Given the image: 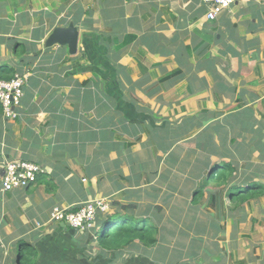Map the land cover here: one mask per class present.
Masks as SVG:
<instances>
[{
	"label": "crops",
	"instance_id": "obj_1",
	"mask_svg": "<svg viewBox=\"0 0 264 264\" xmlns=\"http://www.w3.org/2000/svg\"><path fill=\"white\" fill-rule=\"evenodd\" d=\"M205 13L202 0H0V67L26 75L18 117L0 108V174L11 159L44 168L29 187L0 192L3 264L19 240L36 245V264H232L237 231L264 234L263 205L252 214L226 198L203 235L185 223L200 220L184 181L197 186L210 155L184 145L205 129L219 157L264 184V0ZM70 22L75 54L44 47ZM100 197L109 212L132 204L157 222V241L104 250L96 224L79 234L48 222L54 206ZM92 241L100 255L89 256ZM253 243L249 261L264 264V238Z\"/></svg>",
	"mask_w": 264,
	"mask_h": 264
},
{
	"label": "trees",
	"instance_id": "obj_2",
	"mask_svg": "<svg viewBox=\"0 0 264 264\" xmlns=\"http://www.w3.org/2000/svg\"><path fill=\"white\" fill-rule=\"evenodd\" d=\"M70 2L73 0H63ZM14 70L7 66L0 67V80H9L14 76ZM207 129L195 136L193 146L189 152L202 151L210 156H216L218 160L208 163L205 175L201 182L193 189L191 205L193 207H208L220 209L224 206L223 198L229 200L233 207L258 198L264 191V184L253 180V177L238 174L233 162H226L218 156L220 146L213 140L208 139ZM189 143V142H188ZM214 184V188H210ZM136 207L132 204H117L113 212H107L98 217L96 227L92 231L99 245L104 250L117 251L126 246L132 245L135 241L145 246L153 245L157 241V222L142 219L135 214ZM18 258L16 264H36V257L39 253L35 244L26 240H19ZM57 264H73L62 262Z\"/></svg>",
	"mask_w": 264,
	"mask_h": 264
},
{
	"label": "built area",
	"instance_id": "obj_3",
	"mask_svg": "<svg viewBox=\"0 0 264 264\" xmlns=\"http://www.w3.org/2000/svg\"><path fill=\"white\" fill-rule=\"evenodd\" d=\"M202 2L206 6V19L215 20L230 8L234 0H202ZM25 82L26 75L19 74H15L9 80H0V108L4 120L12 121L18 117L17 108L23 96ZM43 172L44 168L38 164L20 159L7 160L0 177V192L29 187ZM109 204L108 198L100 197L89 199L75 209L54 206L49 213L48 222L64 224L79 234H84L95 227L98 217L109 212ZM0 264H3V261L0 260Z\"/></svg>",
	"mask_w": 264,
	"mask_h": 264
},
{
	"label": "rangeland",
	"instance_id": "obj_4",
	"mask_svg": "<svg viewBox=\"0 0 264 264\" xmlns=\"http://www.w3.org/2000/svg\"><path fill=\"white\" fill-rule=\"evenodd\" d=\"M189 145H190V147L193 146V144H189ZM184 146L188 147V145H184ZM223 157H224V155H223ZM224 158L227 159V157H224ZM208 159H209V161L213 162L211 160V156ZM212 159L216 160V157L213 156ZM203 164H204L203 168L198 170V172H196L197 174L195 173L196 177L198 176V181L199 182H201L202 176L205 175V170L207 168V166H206L207 161H206V163L204 161ZM184 186H185L184 187V191H182V192H183V198L186 201L187 198L190 197L189 192L191 190H193L196 187V185H194L193 188H188V186H190V182L189 181H184ZM209 187L210 188L212 187V189H214V190H218V188H214V184H210ZM261 199H263V200L261 201L260 207H258L255 204V201L256 200H261ZM252 201L253 202L250 201L249 203L245 204V206L248 207V210L250 211V213L257 214L258 209L261 208L262 205L264 206V191H263V193L261 194L260 197L256 198L255 200H252ZM233 206L234 205L229 202L228 209L229 208H233ZM192 208H196L198 210V213H199L198 217H199L200 221L197 222V220H194L193 222H191L188 219L185 223H189V224H193V225L199 224V226L197 225V227H194L193 230L197 231L200 235H203L204 232H206V230L204 228L207 227V228L212 229V226L210 227V225H211L210 222H212V221L215 222V220H217V217L215 215H211L212 211H213L212 208H208V207H200L199 208V207H193V206H192ZM262 210H264V209H262ZM258 215H259V213H258ZM257 218H259V216H257ZM238 233L239 232L237 231L235 246L233 247L234 248V253L231 254V258H230L231 263L232 264H242L243 262H248L247 264H259V261H255V260L249 261V260L254 257L253 255H250V253L252 252V249L254 248V246H258V245H256L253 242L262 241V238H264V234L262 233V230H260L259 233H258L257 231L250 230L249 227L247 226V227H244L243 230H241V234H238ZM189 236L191 237L193 242L196 241V240H200L198 238L200 236L197 237V236H195L192 233H189ZM201 238H203V237H201ZM98 247H97L96 243L94 241H92V243L90 244L89 249L87 251L89 256H91V255L95 256L97 254L100 255L101 252H103V250L101 249V251H100V247L99 248ZM254 253H255V251H254ZM17 258H18V246L15 245V246H12V255L9 256V259L7 260L6 264H16L17 263Z\"/></svg>",
	"mask_w": 264,
	"mask_h": 264
},
{
	"label": "water",
	"instance_id": "obj_5",
	"mask_svg": "<svg viewBox=\"0 0 264 264\" xmlns=\"http://www.w3.org/2000/svg\"><path fill=\"white\" fill-rule=\"evenodd\" d=\"M78 36V29L70 22L67 26L55 27L45 40L44 47L50 48L55 45L66 46L69 54H75L78 46ZM73 232L74 230L70 229V233Z\"/></svg>",
	"mask_w": 264,
	"mask_h": 264
}]
</instances>
